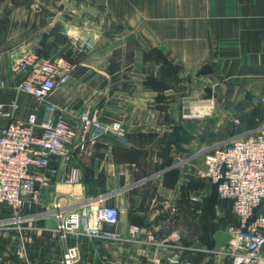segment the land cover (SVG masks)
I'll list each match as a JSON object with an SVG mask.
<instances>
[{
	"label": "crops",
	"instance_id": "obj_1",
	"mask_svg": "<svg viewBox=\"0 0 264 264\" xmlns=\"http://www.w3.org/2000/svg\"><path fill=\"white\" fill-rule=\"evenodd\" d=\"M72 34L89 35L94 48L69 54ZM137 34L144 36L139 44ZM27 51L75 62L69 81L40 103L17 88L24 75L14 69V53ZM184 67L205 79L189 104L178 83ZM263 96L264 0H0V102H18V119L37 107L42 120L45 103H53L70 125L89 109L126 128V142L106 134L86 143L79 132L69 159L52 157L50 183L32 209L14 212L0 203V264H65L52 211L57 198L76 208L102 198L120 210L117 240L84 231L68 237L80 252L74 264H151L136 255L177 254L162 243L185 221L200 231L201 218L214 242L215 215L226 204L232 211L231 202L221 200L218 209L216 187L199 171L208 151L264 124L254 113ZM208 99L214 111L194 114ZM8 122L0 116V127ZM71 165L79 180L61 182ZM131 225L141 228L138 239H131ZM149 236L156 246H145Z\"/></svg>",
	"mask_w": 264,
	"mask_h": 264
},
{
	"label": "built area",
	"instance_id": "obj_2",
	"mask_svg": "<svg viewBox=\"0 0 264 264\" xmlns=\"http://www.w3.org/2000/svg\"><path fill=\"white\" fill-rule=\"evenodd\" d=\"M71 37L78 41L77 35ZM74 46L79 56L84 50L82 43ZM14 55V69L24 75L17 88L33 96L38 103L69 81L75 66L72 60L44 58L32 51ZM205 102L203 108L205 114H209L215 104L212 99ZM262 107L264 109V96ZM18 108L16 101L0 102V116L9 119L8 124L0 127V203L14 212L30 210L39 202L41 187L50 183L45 171L52 157L66 154L69 159L68 145L79 132L86 143H95L106 134L126 142V128L120 121L104 122L97 112L89 109L81 112L79 125L75 126L57 113L53 103H45L42 120H39L37 107L26 119H18L15 117ZM199 176L215 185L221 199L231 202L236 223L231 227L224 252L232 258V264H264V124L244 137L233 138L208 151ZM59 179L64 183L77 182L78 168L71 165ZM102 201V198L91 199L79 208L65 205L59 198L53 202L57 230L65 243V264H74L80 256L77 245L66 244L70 235L84 231L99 239L119 238L115 227L120 222V210ZM140 232L138 225H131L132 240L138 239ZM181 238V233L175 230L162 244L178 249ZM168 261L194 264L190 258L178 254H168Z\"/></svg>",
	"mask_w": 264,
	"mask_h": 264
},
{
	"label": "rangeland",
	"instance_id": "obj_3",
	"mask_svg": "<svg viewBox=\"0 0 264 264\" xmlns=\"http://www.w3.org/2000/svg\"><path fill=\"white\" fill-rule=\"evenodd\" d=\"M76 36L75 34H72V36ZM78 41H74L72 37H68L67 39V51L69 54L78 56L77 53L74 51V44L82 43V48L84 49L81 54H85L90 52L94 48V43L92 37L89 35H77ZM142 39H144V36L141 34H137L135 40L137 44H139V40L142 42ZM154 51V49L152 50ZM147 53L151 54V50H148ZM158 53V52H157ZM203 77L199 78V76L193 75L192 71H187L186 68H183V77L179 78V88L183 90V101L187 102V104L191 103L195 98H197V90L201 89L203 84ZM195 93V94H194ZM204 94V93H203ZM261 100V99H260ZM260 103V102H259ZM207 102L203 103V105H200V108L198 112L200 113V117L202 118L205 114L204 106H206ZM194 108H191V110ZM214 111V109H213ZM212 111V112H213ZM256 112L254 113H262V119H264V112L261 109H256ZM190 112V110H189ZM210 112V113H212ZM217 198V196H216ZM222 204H225V202H222L217 198V208L222 210ZM5 205V204H4ZM9 207V206H8ZM10 208V207H9ZM234 215L232 214V211L229 209L228 204L225 206V210L223 214L217 213L215 215V227H216V239L214 242L210 240V242L207 240V231L210 232V226L209 223L203 218L200 219L198 225L200 228V231L195 228L196 222L193 221H185L184 224V230L180 231L178 230L182 238L179 242L181 245L180 248H178V255L184 256V254H191L195 253L196 257L195 261L199 262L200 264H226V261L229 260V264H232V258L227 255L224 252V249L228 245V242L231 237V227L236 223L234 221ZM157 241L154 237H148L147 243H145V246H156L157 244L154 243ZM189 254V255H190ZM170 255V254H169ZM137 258L141 261H151L153 262L151 264H165L170 262L168 261V254H148V253H140L136 255ZM187 257V256H186Z\"/></svg>",
	"mask_w": 264,
	"mask_h": 264
},
{
	"label": "trees",
	"instance_id": "obj_4",
	"mask_svg": "<svg viewBox=\"0 0 264 264\" xmlns=\"http://www.w3.org/2000/svg\"><path fill=\"white\" fill-rule=\"evenodd\" d=\"M262 111L264 112V109H263V107H262ZM215 192H216V195H217V197L219 198V200H224V199H221L219 196H218V193H217V190H215ZM232 214H233V212H232ZM234 215V214H233ZM234 217H235V215H234ZM234 221H236V217L234 218ZM187 258H190V257H187ZM191 259V258H190ZM192 260V259H191Z\"/></svg>",
	"mask_w": 264,
	"mask_h": 264
},
{
	"label": "water",
	"instance_id": "obj_5",
	"mask_svg": "<svg viewBox=\"0 0 264 264\" xmlns=\"http://www.w3.org/2000/svg\"><path fill=\"white\" fill-rule=\"evenodd\" d=\"M226 142H228V141H226ZM226 142H224V143H221L220 145H223V144H225Z\"/></svg>",
	"mask_w": 264,
	"mask_h": 264
}]
</instances>
